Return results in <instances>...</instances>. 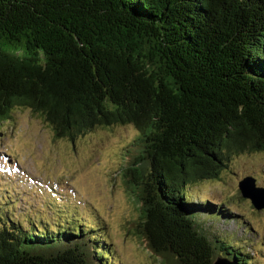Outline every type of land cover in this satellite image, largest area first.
I'll return each instance as SVG.
<instances>
[{
	"label": "trees",
	"instance_id": "obj_1",
	"mask_svg": "<svg viewBox=\"0 0 264 264\" xmlns=\"http://www.w3.org/2000/svg\"><path fill=\"white\" fill-rule=\"evenodd\" d=\"M18 107L72 141L136 128L122 173L163 264H264L219 230L231 207L189 189L264 151V0H0V123ZM6 205L0 264H120L98 219L25 225Z\"/></svg>",
	"mask_w": 264,
	"mask_h": 264
},
{
	"label": "rangeland",
	"instance_id": "obj_2",
	"mask_svg": "<svg viewBox=\"0 0 264 264\" xmlns=\"http://www.w3.org/2000/svg\"><path fill=\"white\" fill-rule=\"evenodd\" d=\"M137 133L127 124L97 127L74 141L56 138L39 115L16 108L9 122L0 123V203L25 225V216L62 218L66 225L67 220L98 219L120 264H163L136 232L140 211L122 173ZM249 175L264 187V151L231 154L217 178L196 181L189 189L194 199L208 196L231 207L241 224L231 220L219 230L248 244L264 262V209L255 208L239 189L240 180Z\"/></svg>",
	"mask_w": 264,
	"mask_h": 264
},
{
	"label": "water",
	"instance_id": "obj_3",
	"mask_svg": "<svg viewBox=\"0 0 264 264\" xmlns=\"http://www.w3.org/2000/svg\"><path fill=\"white\" fill-rule=\"evenodd\" d=\"M239 189L245 198H249L258 210L264 209V187L258 186L252 175L244 177L239 182Z\"/></svg>",
	"mask_w": 264,
	"mask_h": 264
}]
</instances>
